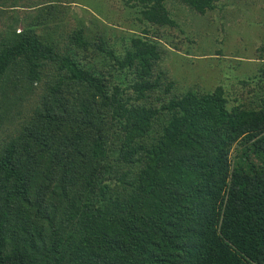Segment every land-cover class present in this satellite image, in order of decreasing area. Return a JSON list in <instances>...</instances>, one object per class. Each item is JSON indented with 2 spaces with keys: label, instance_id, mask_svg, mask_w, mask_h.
Returning <instances> with one entry per match:
<instances>
[{
  "label": "trees",
  "instance_id": "1",
  "mask_svg": "<svg viewBox=\"0 0 264 264\" xmlns=\"http://www.w3.org/2000/svg\"><path fill=\"white\" fill-rule=\"evenodd\" d=\"M51 1L0 0V264H264V47L234 90L179 91L166 4L217 0H119V45L54 38Z\"/></svg>",
  "mask_w": 264,
  "mask_h": 264
},
{
  "label": "rangeland",
  "instance_id": "2",
  "mask_svg": "<svg viewBox=\"0 0 264 264\" xmlns=\"http://www.w3.org/2000/svg\"><path fill=\"white\" fill-rule=\"evenodd\" d=\"M44 2L38 0L41 6ZM51 2L53 7L57 6L49 14L53 12L55 18L63 20L52 33L54 38L62 30L65 33L79 24L88 32L95 25L112 34L110 43L113 44H118L120 37L139 35L130 20L133 12L123 9L119 0ZM214 6L200 16L182 4H166L178 28L169 29L166 38L159 40L165 54L158 64L176 82L179 91L187 88L210 91L216 86L232 91L237 81L252 77L260 65L258 58L264 47V0H217ZM216 51L220 55L216 56Z\"/></svg>",
  "mask_w": 264,
  "mask_h": 264
}]
</instances>
